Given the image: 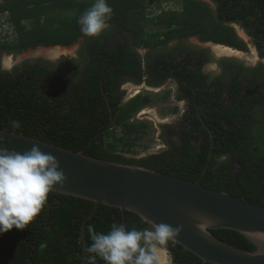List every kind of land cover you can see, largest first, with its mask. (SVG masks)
I'll use <instances>...</instances> for the list:
<instances>
[{
	"label": "trees",
	"instance_id": "16d2710c",
	"mask_svg": "<svg viewBox=\"0 0 264 264\" xmlns=\"http://www.w3.org/2000/svg\"><path fill=\"white\" fill-rule=\"evenodd\" d=\"M94 2L10 0L8 5H0V13H9L8 24L13 38L4 42L1 48L7 54L18 55L39 46H69L84 35L77 21ZM107 3L113 9L108 24L128 33L131 45L128 42H117L114 46L95 44L90 52L97 54V58L92 59V72L75 87H67L68 81L58 86L44 77L45 71L38 67H28L16 76L0 71V130L75 152L92 140L85 149V154L90 157L143 167L189 181L199 179L213 139L211 159L201 185L264 206V96L258 93L255 83L247 82L244 86L238 76L234 77L226 96H222L224 90L221 86L212 90L215 88L212 82L206 85L204 100L190 92L191 110L186 117L187 125L179 131L168 129L170 139L165 140L163 151L141 158L124 155L135 153L138 142L146 137L148 124L132 118L155 97L138 94L123 102L120 85L141 80L134 47L158 44L161 35L165 40L198 35L203 41L242 49L243 44L234 30L219 24L194 0L185 1L184 13L163 18L164 23L172 25L160 30L152 29V22L146 17L149 0H107ZM199 76L200 66L196 72L188 73L185 79L191 89L198 84L196 78ZM180 88L185 89L184 86ZM110 115L111 129L100 134L107 128ZM13 120L20 122L19 128L12 127ZM116 129L119 134H115ZM50 195L57 196L61 202L52 203ZM49 196L45 206L47 225L42 227L33 222L24 230L14 228L0 234V262L11 253L15 264H25L23 255L26 250H31V256L37 257L44 248L52 247L58 255L47 262L81 264L80 228L93 203L51 192ZM113 223L122 224L119 209L101 205L86 223L87 248L92 243L86 231L88 225H94L97 232L107 233ZM135 223L141 224L143 229L150 227L137 215L126 212L125 226L131 230ZM211 233L239 250H256L236 231L217 229ZM42 244L46 246L42 248ZM168 246L173 247L172 251L178 249L180 255L196 258L175 243L169 242ZM15 254L18 259H14ZM88 257L87 253L85 264H88ZM33 260L34 264L38 262L37 258ZM97 264L105 262L97 258Z\"/></svg>",
	"mask_w": 264,
	"mask_h": 264
},
{
	"label": "flooded vegetation",
	"instance_id": "af4514ba",
	"mask_svg": "<svg viewBox=\"0 0 264 264\" xmlns=\"http://www.w3.org/2000/svg\"><path fill=\"white\" fill-rule=\"evenodd\" d=\"M9 1L0 0V5L6 6ZM149 1L150 5L146 9V17L151 20L152 29L155 30L170 28L172 24L164 23L163 18L172 17L185 11L186 0ZM194 1L207 9L219 24L233 29L244 48L236 49L210 41H203L198 35L180 36L168 40H165L164 36L161 35L158 39L161 42L158 44L150 47H134L137 65L141 70V80L139 83L131 81L122 83L119 87L120 93L125 92L123 86L126 83H131L135 87H140L143 90L141 92H144L143 94L161 97L165 107L182 110L180 120L176 125L166 126L163 129L165 140L170 139L167 134L168 129L173 128L179 131L180 128L187 125L186 117L191 110L189 93L191 92L192 95L197 94L204 100L206 98V85L211 82L214 83L215 87L211 88L212 90H216L221 86L224 90L222 96H226L234 77L238 76L244 86H246L247 82L255 83L258 93L264 96V0ZM0 18H6L5 20L10 30L8 34H10L11 39L5 42H9L13 38L8 24L9 13L7 11L0 13ZM1 30L4 29L0 27V36L5 35ZM80 39H82V46L75 55H61L53 58L39 55L36 58L14 63L10 70L1 61V55L7 53L0 48V71L16 76L28 69V67H38L45 71L46 75L44 77L50 78L58 86L68 81L67 87H75L79 82L85 81L86 76L92 72L90 70L93 65L92 59L97 58V54H91L90 52L95 47V44L97 46L102 44L114 46L117 42H128L130 45L132 43L128 33L112 24H108V27L98 37L83 35ZM213 46H221L219 49L224 52L231 49L234 53H220L222 55L216 56L210 49ZM50 47L52 46H39L30 49ZM247 51L253 56V61L248 58H245V61L240 59V56L247 54ZM7 55H11L10 57L12 58L15 54ZM199 66L200 76L196 78L198 84L191 89L190 83L185 78L190 71L196 72ZM210 66L214 67V69L208 70ZM193 81H195V78H193ZM180 86H184L185 89H181ZM103 131L100 134L106 133H103ZM49 197L52 203L61 202V199L55 195H50ZM47 218L48 213H46L45 208V211L41 212L34 220V223L44 227L48 224ZM133 227L138 230L143 229L141 224L135 223ZM172 248V246L167 244L163 250L169 255L170 264H210L199 261L197 258L188 257L185 254L180 255L178 249L172 251ZM52 250V247L44 248L41 255L37 257L31 256V250H26L23 255L24 262L25 264H34L33 259L37 258L38 262L36 264H53L46 261L53 260L58 255L56 251ZM8 254L9 257L2 258L0 264H15L12 257H10L11 253ZM177 255H179V259ZM14 259H18L16 254Z\"/></svg>",
	"mask_w": 264,
	"mask_h": 264
},
{
	"label": "water",
	"instance_id": "95a60500",
	"mask_svg": "<svg viewBox=\"0 0 264 264\" xmlns=\"http://www.w3.org/2000/svg\"><path fill=\"white\" fill-rule=\"evenodd\" d=\"M111 126L110 117L103 133L109 131ZM211 140L210 152L199 179L189 181L143 167L90 157L85 154V149L92 140L75 152L0 130V148L23 153L36 144L43 152L57 158L66 181L63 187L57 186L51 193L93 203L80 228L83 244L81 264H85L87 258L86 223L101 205L119 209L124 226L126 212L137 215L149 225L167 223L173 227L182 226L175 244L204 263L264 264V206L201 185V178L211 159ZM217 229L238 232L256 250L242 251L221 241L211 233V230Z\"/></svg>",
	"mask_w": 264,
	"mask_h": 264
},
{
	"label": "clouds",
	"instance_id": "9594fccd",
	"mask_svg": "<svg viewBox=\"0 0 264 264\" xmlns=\"http://www.w3.org/2000/svg\"><path fill=\"white\" fill-rule=\"evenodd\" d=\"M112 15L107 0H95L77 21L80 31L98 37ZM11 125L19 128L20 122L13 120ZM65 181L60 162L38 145L23 153L0 148V234L28 228L45 208L49 193L63 187ZM182 230V226L167 223H151L142 230L113 223L110 231L103 233L88 225L92 241L86 249L88 264H97V258L105 264H161L160 252L169 242L175 243Z\"/></svg>",
	"mask_w": 264,
	"mask_h": 264
},
{
	"label": "rangeland",
	"instance_id": "374dc122",
	"mask_svg": "<svg viewBox=\"0 0 264 264\" xmlns=\"http://www.w3.org/2000/svg\"><path fill=\"white\" fill-rule=\"evenodd\" d=\"M2 18H0L1 21ZM6 19V18H5ZM5 19H2L6 21ZM5 35L0 36V45L4 43L5 41L11 39L10 34H8L9 30H1ZM193 40V39H192ZM82 39H79L75 43L66 46V47H61L62 53L59 55L63 56H72L75 55L77 50L82 46ZM221 47V46H219ZM1 48V47H0ZM54 48V47H52ZM227 48V47H224ZM51 49V48H49ZM49 49H28L24 52H22L19 55H13L11 58V55L3 54L1 55V61L3 64H6L8 67L7 69L10 70L12 65L17 62H22L28 59L36 58V53L39 51H46ZM65 49V50H64ZM212 53L216 56H220L222 53L226 54H232L234 53L230 48V51H221L219 48L216 49L215 46L210 47ZM64 51V52H63ZM42 56V55H40ZM57 56V57H59ZM227 56V55H225ZM46 57V56H43ZM245 58L252 59L253 61V56L251 55L250 52L247 51V54L244 56H240V59L245 61ZM213 68V67H212ZM209 69V67H208ZM124 100L123 102L127 101L130 99V97H134L135 95L138 94H143L144 92L140 87H135L131 83H126L124 86ZM170 89V88H169ZM172 90V89H171ZM137 91V92H136ZM140 91V92H139ZM170 91V90H169ZM182 113V110H175L171 109L169 107H165L164 103L162 101V98L159 96H155L153 98V102L148 105L147 107L143 108L140 112H138L135 116H133L132 120L133 121H140L148 124L149 129L147 132L146 137H144L141 141L138 142L137 148H135V153H127L124 154L125 156L128 157H134V158H141L145 157L148 155L152 154H157L165 149V134L164 131L161 127H166V126H174L176 123L180 120V114ZM115 134H119V130H115ZM163 256V264H170L171 260L169 258V255L163 252V250L160 252V257ZM165 258V259H164ZM165 260V261H164Z\"/></svg>",
	"mask_w": 264,
	"mask_h": 264
},
{
	"label": "bare ground",
	"instance_id": "6f19581e",
	"mask_svg": "<svg viewBox=\"0 0 264 264\" xmlns=\"http://www.w3.org/2000/svg\"><path fill=\"white\" fill-rule=\"evenodd\" d=\"M217 48H219V47L216 46V49ZM41 49H49V48H41ZM61 49L62 48L60 46H57V47H54V48L51 47V49H49V51L48 50H46V51L45 50L44 51H42V50L39 51L38 50V52L36 53V56L42 55V56H46V57H50V58L57 57V56H59L62 53ZM160 258H161V264H163V256H161Z\"/></svg>",
	"mask_w": 264,
	"mask_h": 264
},
{
	"label": "built area",
	"instance_id": "2783aa9c",
	"mask_svg": "<svg viewBox=\"0 0 264 264\" xmlns=\"http://www.w3.org/2000/svg\"><path fill=\"white\" fill-rule=\"evenodd\" d=\"M0 27L2 28V29H7V30H9V28H8V25H7V23H6V21H4V20H1L0 21ZM9 32H10V30H9Z\"/></svg>",
	"mask_w": 264,
	"mask_h": 264
},
{
	"label": "crops",
	"instance_id": "0c3cea01",
	"mask_svg": "<svg viewBox=\"0 0 264 264\" xmlns=\"http://www.w3.org/2000/svg\"><path fill=\"white\" fill-rule=\"evenodd\" d=\"M211 69H214V67L212 68V66H210L208 70H211Z\"/></svg>",
	"mask_w": 264,
	"mask_h": 264
}]
</instances>
